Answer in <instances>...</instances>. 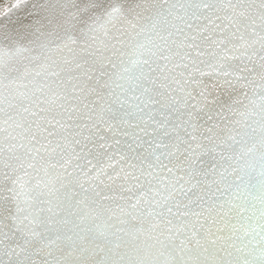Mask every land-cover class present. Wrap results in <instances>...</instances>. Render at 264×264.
Masks as SVG:
<instances>
[{
	"label": "snow or ice",
	"instance_id": "obj_1",
	"mask_svg": "<svg viewBox=\"0 0 264 264\" xmlns=\"http://www.w3.org/2000/svg\"><path fill=\"white\" fill-rule=\"evenodd\" d=\"M0 264H264V0L11 5Z\"/></svg>",
	"mask_w": 264,
	"mask_h": 264
},
{
	"label": "water",
	"instance_id": "obj_2",
	"mask_svg": "<svg viewBox=\"0 0 264 264\" xmlns=\"http://www.w3.org/2000/svg\"><path fill=\"white\" fill-rule=\"evenodd\" d=\"M17 0H0V17H2L9 7L15 4ZM26 11L24 9H16L10 14L12 20H16L18 17L23 18L26 16Z\"/></svg>",
	"mask_w": 264,
	"mask_h": 264
}]
</instances>
